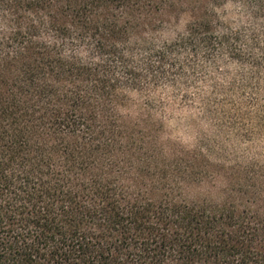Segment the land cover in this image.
I'll use <instances>...</instances> for the list:
<instances>
[{"label": "trees", "instance_id": "16d2710c", "mask_svg": "<svg viewBox=\"0 0 264 264\" xmlns=\"http://www.w3.org/2000/svg\"><path fill=\"white\" fill-rule=\"evenodd\" d=\"M232 68L264 73V0H0V264H264V177L161 113Z\"/></svg>", "mask_w": 264, "mask_h": 264}, {"label": "rangeland", "instance_id": "374dc122", "mask_svg": "<svg viewBox=\"0 0 264 264\" xmlns=\"http://www.w3.org/2000/svg\"><path fill=\"white\" fill-rule=\"evenodd\" d=\"M177 25L182 28L183 21ZM166 35L170 37L169 32ZM253 78L243 81L234 68L229 75H218L216 81L222 87L215 95L221 104L219 113L205 116L198 103H170L161 113L165 115L167 132L179 149L209 153L211 160L222 161L225 169L237 167L242 173L249 170L261 181L264 177V73ZM226 183L222 173L217 180L207 181L205 189L194 188L191 193L204 195L210 189L214 197H219L220 188Z\"/></svg>", "mask_w": 264, "mask_h": 264}]
</instances>
